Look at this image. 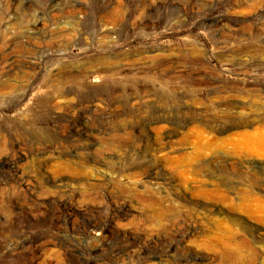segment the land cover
<instances>
[{
    "label": "rangeland",
    "instance_id": "1",
    "mask_svg": "<svg viewBox=\"0 0 264 264\" xmlns=\"http://www.w3.org/2000/svg\"><path fill=\"white\" fill-rule=\"evenodd\" d=\"M0 264H264V0H0Z\"/></svg>",
    "mask_w": 264,
    "mask_h": 264
},
{
    "label": "bare ground",
    "instance_id": "2",
    "mask_svg": "<svg viewBox=\"0 0 264 264\" xmlns=\"http://www.w3.org/2000/svg\"><path fill=\"white\" fill-rule=\"evenodd\" d=\"M219 242H220V241H219ZM221 242H222V241H221ZM220 245H221V244H220ZM220 245H219V246H220ZM223 245H224V244H223ZM224 248L227 249V251H229L228 248H226V246H225ZM240 251H241V250H240ZM225 253H226V252H225ZM248 255H249V254H248ZM254 256H255V255H254Z\"/></svg>",
    "mask_w": 264,
    "mask_h": 264
}]
</instances>
